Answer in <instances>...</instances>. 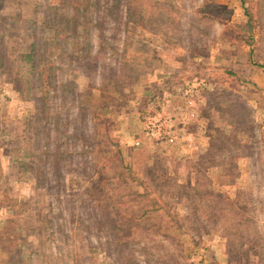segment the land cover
<instances>
[{"label":"rangeland","instance_id":"1","mask_svg":"<svg viewBox=\"0 0 264 264\" xmlns=\"http://www.w3.org/2000/svg\"><path fill=\"white\" fill-rule=\"evenodd\" d=\"M43 2L59 27L63 0H4L0 10L10 56L0 54V264H120L118 243L97 244L100 229L81 223L100 203L113 217L123 210L121 227L133 221L140 260L264 264V0H129L128 29L108 51L123 69L114 61L106 76L99 64L65 73L78 49L45 25L43 87L22 90L18 66L35 36L21 15ZM61 77L75 87L55 101ZM84 117L94 145L77 135ZM79 145L92 171H77L76 157L64 179L48 163L40 181L41 160Z\"/></svg>","mask_w":264,"mask_h":264},{"label":"trees","instance_id":"2","mask_svg":"<svg viewBox=\"0 0 264 264\" xmlns=\"http://www.w3.org/2000/svg\"><path fill=\"white\" fill-rule=\"evenodd\" d=\"M3 1L4 0H0V10L3 7ZM63 1L64 3H68V5L65 6L64 21L59 27L55 26L56 9L54 10L53 8L47 7L46 2L39 3L38 9H35L33 11H28V9H26L21 15L26 19L27 30L31 31L35 36V41L31 43L30 51L22 55V60L18 66L20 70H23V72L21 73L24 78L22 82V90H35L36 88L40 90L43 87L40 68L45 62L44 60H47L50 56L48 52L49 42L46 40L45 34L46 27L51 25L52 27H55L60 31L58 33L60 41V34L66 33L67 37L74 41L75 46L78 49L77 54L74 58H70L68 56V61L70 59L71 60L67 62L68 66L65 67V73L66 68L78 67L81 68V70L86 71V73L88 72L90 74L92 71L98 70L99 64L102 65L103 70L98 71L106 76L109 67H111L114 61L115 65L118 66L119 71L123 69V66L117 63L118 61L112 60L108 56V51L110 49H114L115 51V45L117 46V42L121 40L122 35L125 34L128 29V23L131 19L129 18L131 15L129 14V10H131V8H129V0H84L83 6H73L72 1L74 0ZM47 29L48 31L50 30V28L48 27ZM41 33L43 34V36L38 35ZM96 34L97 39L102 40V47H107L105 51L102 52V57L98 56V52L94 50L95 46L93 38ZM0 54L6 55L8 58V62L10 61V56H8L7 54V48H4L1 44ZM64 61L65 60H62L60 62L59 60V64L64 63ZM6 62L7 59H5V57L3 59L0 57V67H2L4 63L6 64ZM100 62H102L103 64H101ZM110 70L114 72L115 68ZM53 87L56 89L57 97H53L56 101L58 96H65L64 93L71 92V90L75 87V84L72 81L61 77L60 79H54ZM57 117L58 114H56V119L54 120V122H56L55 124H58V122H60V118ZM84 121L85 117L83 122L80 123L79 128L77 129V135L78 133H82L84 135V139L81 142V145H92V143L94 145L95 142L93 134L90 131L91 125L88 124V122ZM43 131L44 129H42V132ZM54 131L57 135L54 136L56 140L55 145L59 148V144L61 143L58 137H60L61 134L60 131H58L57 126L55 127ZM48 135H50L49 130ZM39 136L40 133L38 134L37 138ZM68 138L70 140L72 139V143L75 140L74 134L72 136H69ZM48 149L52 148L49 146ZM76 152V156H74L73 152L69 155L56 152L55 156H51L52 158H50L49 154L48 159L41 160V169L39 173L40 181L47 180L45 168H42V166L45 167L48 163H54L55 168L59 169V177L64 179L65 175L68 174V171H66L67 168L73 165L72 162L73 160L76 161V157L77 171H79L78 168L86 174H88L86 171H92L90 163H87V159L83 158H89V156L80 154V145L76 148ZM64 170L65 174L63 172ZM81 174L83 175V173ZM110 207L111 204L109 203H100V205L98 204L93 207L89 205L87 209H82V214L80 215L82 219V226H85L86 229H100L99 240H97L96 242L99 245L103 244V240H106V243L104 244H113L114 242L118 243V248L120 251L115 258V263L120 262V264H142L144 262V264H148L149 262V264H157V261H153L151 258H144V260L139 259V257H143V254L146 253V249L136 251L129 248V245L133 243L134 240V238L130 237L132 235L130 230L133 221L130 220L129 222H123V226L121 227L119 225L120 219H118V216L122 213L123 210L115 212L113 217V212L110 210ZM90 246H93L92 243H90ZM86 254L89 253L86 252ZM38 259L39 255H37L36 257V260ZM89 260L90 257L85 256L81 259L80 264H86V262ZM21 264H23V262Z\"/></svg>","mask_w":264,"mask_h":264}]
</instances>
